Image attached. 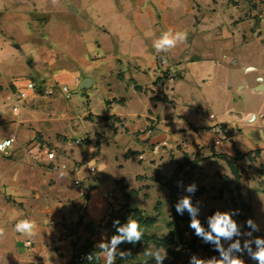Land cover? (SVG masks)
<instances>
[{
	"label": "crops",
	"instance_id": "1",
	"mask_svg": "<svg viewBox=\"0 0 264 264\" xmlns=\"http://www.w3.org/2000/svg\"><path fill=\"white\" fill-rule=\"evenodd\" d=\"M109 2L0 0V140L15 137L0 152V264H85L73 255L95 245L93 228L130 190L153 204L147 179L171 177L186 156L200 159L195 177L215 183H201L210 208L217 174L229 175L237 152L259 151L264 175V0H116L105 9ZM169 28L187 39L158 53L153 41ZM31 79L73 93L18 99ZM86 177L94 189L82 195ZM262 177L263 188L241 192L264 234ZM23 218L36 222L33 238L14 231Z\"/></svg>",
	"mask_w": 264,
	"mask_h": 264
},
{
	"label": "rangeland",
	"instance_id": "2",
	"mask_svg": "<svg viewBox=\"0 0 264 264\" xmlns=\"http://www.w3.org/2000/svg\"><path fill=\"white\" fill-rule=\"evenodd\" d=\"M96 1V0H95ZM109 3H105V9H116V0H104ZM113 1V3L111 2ZM96 17V16H95ZM188 18V16H186ZM191 16H189L190 20ZM192 21V19H191ZM167 71H164L166 73ZM171 73V72H170ZM181 73L180 71H175L173 74L175 75V78L178 77V74ZM239 79V77H236ZM32 80V79H31ZM35 81V80H34ZM37 83H41L43 81H35ZM233 88V87H232ZM235 88V87H234ZM189 158L186 156L185 161L186 164L180 168V171L178 172L177 179H175L174 182L171 183L172 187V193L171 191L167 188L165 185V182L170 178L168 177H163L160 172L157 171L156 175L151 178L147 179V185L148 187H151L152 189L150 190V193L154 194V199H153V204H151V199H146V200H140L138 198L137 200V190H130L129 192L126 193V200L123 204H121V207L119 208H113L111 209V212L107 216V220L103 223L97 226V228H93L92 232V241L94 244L97 246L101 240H110L111 236L113 234H116V229L113 227V220H119L120 223L122 224L121 220L123 218L126 219H134L138 221L136 218L132 217V212L131 208H139L143 211L144 215H157V210L154 208V206L157 204L158 208L160 210L158 215V219L154 224H150L147 226L142 225L140 222H138L141 226V230L143 231L144 234L147 235H155L156 237H162L165 236L169 231L170 228L168 227V222L170 220V217L168 215L170 207L167 206V199H163V194L164 192V187L167 189L170 193L171 197V202L173 198H181L185 195H190L185 192L184 187H180L177 185L178 181H182L183 185L186 187L187 185L191 183H195L197 185V191L201 188L204 187V190L202 193L196 196L195 203L197 201H200L201 204V212H200V217H202L205 213H207L210 209H219L221 211L224 210H229V209H239L240 210V215L234 217L239 223L243 224V222L252 216L251 210H248L246 208L249 206L248 203L245 201V205L241 204V200L237 199V206L234 207L231 202V193L227 189V187L224 188V190L221 192L220 189L216 191V195L212 200H214L216 204V208H210V205H208V202L210 201L208 198L206 199H199V196L205 191H207V188L205 185L201 184L202 182L207 183L209 186H213L214 188L216 186L215 183L210 182V180L201 178V176L197 175L196 177L194 176V172L192 171L194 167L196 166V163L200 160L199 158H195L192 161L188 160ZM238 162L234 161V164L237 165L238 171L240 173V188H244V195L246 198L249 197L248 191L249 192H254V188L259 185V188H263V179L258 180L259 177L264 176L263 175V170H261L262 165L259 164L258 159H257V154L254 156H251L250 158H245V159H238ZM194 162V166L191 164ZM189 165V166H188ZM95 166V164H94ZM188 166V167H186ZM227 175L225 173L217 174V176L221 180V185L223 184V177ZM229 181H228V186L234 190L233 195L236 196V191H235V185H236V180L235 176L233 175L232 171H229ZM172 177V176H171ZM263 178V177H262ZM221 188V187H220ZM180 189V190H179ZM248 191H247V190ZM196 191V192H197ZM226 194V198H223V195ZM241 199L243 200V192H241ZM158 201V203H157ZM251 208V207H250ZM252 218V217H251ZM125 221V223H126ZM190 221V220H189ZM189 221L186 223H181L180 227L183 229L184 236L187 239V241H195L196 244V249H184L180 250V247H176L171 245L169 249L173 250L176 253V256L172 255L171 252L168 251V249H165L164 247H161V249L167 251L168 253V259L164 261V264H189V258L191 255L196 254L201 257H209V254L211 253L212 247L211 245L205 244L202 242L200 238H198L193 230L189 228ZM256 222L263 227L262 223L257 221ZM67 230L72 229L71 232L73 233V227L71 225L67 226ZM75 231V230H74ZM70 232V233H71ZM68 233V234H70ZM255 235H261L264 236L263 233H256ZM81 237V236H80ZM90 237H88L89 239ZM76 239V240H75ZM73 242L75 241L77 244H81L80 242L85 241L84 238H82V241H79V238L75 235L74 239H71ZM81 240V239H80ZM86 246V245H85ZM85 246H82L84 248ZM207 246V248H206ZM227 246V245H225ZM81 247V246H79ZM98 247V246H97ZM153 247H155L154 242L151 240L150 242H139L137 244H129V243H124L119 245V248L117 249L118 253L121 251H125L126 254L123 258H121L119 255H117L115 263L117 264H140V263H145L149 260L152 259L151 257L145 256L144 252L146 250H151ZM81 248V249H82ZM74 263H80V262H74ZM105 264V260H104Z\"/></svg>",
	"mask_w": 264,
	"mask_h": 264
},
{
	"label": "clouds",
	"instance_id": "3",
	"mask_svg": "<svg viewBox=\"0 0 264 264\" xmlns=\"http://www.w3.org/2000/svg\"><path fill=\"white\" fill-rule=\"evenodd\" d=\"M186 39L187 32L169 28L153 41V48L158 53L168 52ZM13 142L12 138L0 141V152L9 149ZM177 185L184 187L185 192L190 194L178 199L175 204L177 214L184 215L187 211L190 217L189 228L203 243L211 245L212 250L218 253L210 257L193 254L189 258V264H247L245 256L255 264H264V236L255 235L261 231L256 220L249 217L241 224L234 218L240 215L239 209L224 211L217 209L206 218L207 227H205L199 219L201 202L197 201L194 204L192 201V194L197 191V185L191 183L185 187L182 181H178ZM113 227L116 229V234H113L110 240L102 239L97 244L103 252L105 264H115L117 255L121 258L125 256V251L118 253L119 245L137 244L144 235L140 224L134 219H127L124 224H121L118 219L114 220ZM14 231L23 237L33 238L37 234V224L29 218L19 219L14 224ZM5 234V228L0 227V238H3ZM144 255L151 257L155 264H164V261L168 259L167 251L157 247L146 250ZM88 258L90 259L91 256L89 255Z\"/></svg>",
	"mask_w": 264,
	"mask_h": 264
},
{
	"label": "trees",
	"instance_id": "4",
	"mask_svg": "<svg viewBox=\"0 0 264 264\" xmlns=\"http://www.w3.org/2000/svg\"><path fill=\"white\" fill-rule=\"evenodd\" d=\"M258 153H259V151H255V154H258ZM219 156H222V155H219ZM245 156L250 158L251 153H247V154H241L239 152L236 153V158H243ZM222 157H224V156H222ZM186 162H188V161H184L183 163L178 164L176 169H175L174 174L172 175V177H170L165 182V185L171 191V193H172L171 183L174 182L175 179H177L178 172L180 171V168L182 166H184L186 164ZM228 163H229L231 171H232L233 175L235 176V180H236V185H235L236 196L233 195L234 190H232L228 186L229 176H227V175H225L223 177V184L220 188V191L222 192L224 190V188L227 187V189L231 193V202H232V205L234 207H236L238 205L236 197L241 200V204L245 205V202L241 199L240 173L238 171V167H237V165L234 164V161L232 159H228ZM191 164L194 166L195 163L192 162ZM203 190H204V187H201L197 192H195V194H192V201L194 204H195L196 196L199 195L200 193H202ZM178 199H180V198H173L172 202H171L170 220L168 222V227L170 228V231L165 236H162V237H156L155 235L144 234L142 237V240H141V241L146 242V243L150 242L152 240L155 244V247H157V248L164 247L165 249H168V251L171 252V254L174 256H176V253L173 250L169 249V247L171 245L176 246V247H180V250H184L186 248L193 249V250L196 249L195 241H191V242L187 241V239L184 236L183 229H181V227H180L181 223H186L187 221L190 220V217H189L187 211H185L184 215L177 214V212L175 210V204L177 203ZM246 208H248V210H251L250 206H247ZM155 209L157 210V215H144V213L141 209L131 208L132 217L136 218L138 220V222H140L144 226L154 224L158 219V215H160L159 214L160 210L158 208V205L155 206ZM215 211H216L215 209H210L202 217L199 216V219L205 225V227H207V219L206 218L208 216H210L211 214H213ZM125 221H126V219L123 218L121 220L122 224H124ZM206 248H207V246H206ZM79 250L92 252V258L89 260H85L82 263H85V264H101L100 253L102 251L99 249V247H97L93 244H88L84 248L79 249ZM212 255H218V253L211 251V253L209 254V257ZM73 262H74V260H73ZM117 262L115 264H117ZM140 264H145V263H140ZM146 264H155V261L153 259H149L146 262Z\"/></svg>",
	"mask_w": 264,
	"mask_h": 264
},
{
	"label": "built area",
	"instance_id": "5",
	"mask_svg": "<svg viewBox=\"0 0 264 264\" xmlns=\"http://www.w3.org/2000/svg\"><path fill=\"white\" fill-rule=\"evenodd\" d=\"M255 1H259V0H255ZM28 91H33L34 93L46 95V96H52V95L56 94L57 92H61L66 97H70L73 93V91L69 88V86L65 85V84H47L45 82L37 83L34 80H29L28 85H27V89H20L17 91V94H16L17 98L18 99L26 98L28 95ZM17 109H18L17 107H14V110H17ZM214 129H217V128H214ZM218 130L222 131V128L218 127ZM147 132L151 133V132H153V130L151 128H148ZM10 138H12L15 142V137H13V136H10L6 139H10ZM6 139H2L0 141L6 140ZM75 143H80V140L79 139L75 140ZM160 147H161L160 144H157L155 146L156 149H159ZM9 149H6L3 153H8ZM45 151L49 154L53 153V151H51L49 149V147H47V146L45 147ZM61 167H66V164L65 163L61 164ZM88 170L91 173H94V172H96L97 168L94 165H88ZM88 179H89V177H86L85 180L87 181V183L84 185V188H82V190H81L82 195H87L94 189V186L92 184H90V182H88ZM82 182H83V179H76L74 181V184L77 186H80L82 184ZM113 196H114L113 191H108L104 194V198L106 200H112ZM70 232L71 231L69 229L67 231V233H70ZM89 255L92 258V252L77 250L73 255V260H74V262H83L85 260H89V258H88Z\"/></svg>",
	"mask_w": 264,
	"mask_h": 264
},
{
	"label": "water",
	"instance_id": "6",
	"mask_svg": "<svg viewBox=\"0 0 264 264\" xmlns=\"http://www.w3.org/2000/svg\"><path fill=\"white\" fill-rule=\"evenodd\" d=\"M90 84H91V80L88 79V78H86V79H84V80L82 81V83H81V88L87 87V86H89Z\"/></svg>",
	"mask_w": 264,
	"mask_h": 264
}]
</instances>
